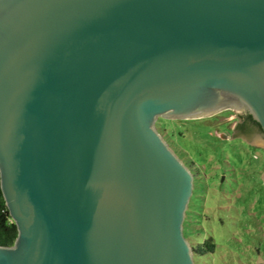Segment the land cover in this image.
<instances>
[{"label": "water", "instance_id": "95a60500", "mask_svg": "<svg viewBox=\"0 0 264 264\" xmlns=\"http://www.w3.org/2000/svg\"><path fill=\"white\" fill-rule=\"evenodd\" d=\"M228 111L264 149V0H0V264H195L156 123Z\"/></svg>", "mask_w": 264, "mask_h": 264}, {"label": "rangeland", "instance_id": "374dc122", "mask_svg": "<svg viewBox=\"0 0 264 264\" xmlns=\"http://www.w3.org/2000/svg\"><path fill=\"white\" fill-rule=\"evenodd\" d=\"M229 114L156 123L178 158L200 171L194 177L187 211L191 224L185 225L184 236L192 246L212 238L216 247L213 253L195 256V264L264 261V151L232 139L225 123Z\"/></svg>", "mask_w": 264, "mask_h": 264}, {"label": "trees", "instance_id": "16d2710c", "mask_svg": "<svg viewBox=\"0 0 264 264\" xmlns=\"http://www.w3.org/2000/svg\"><path fill=\"white\" fill-rule=\"evenodd\" d=\"M163 122H167L165 119H159ZM250 120L254 123L259 125L253 118L250 116ZM164 132H168V129H164ZM188 214V213H187ZM191 222L188 221L186 216V220L184 223V229L186 228L185 225L188 227L190 226ZM18 237V229L17 226L12 219L8 207L6 205V201L4 199L1 187H0V246L11 247L15 244L16 239ZM207 240L203 246L196 245L197 248H193L195 256L199 255L200 257L205 256L206 254L213 253L216 245L214 242ZM194 247V246H193ZM195 258V257H194Z\"/></svg>", "mask_w": 264, "mask_h": 264}, {"label": "flooded vegetation", "instance_id": "af4514ba", "mask_svg": "<svg viewBox=\"0 0 264 264\" xmlns=\"http://www.w3.org/2000/svg\"><path fill=\"white\" fill-rule=\"evenodd\" d=\"M228 112L230 113L229 115L232 117L225 123L228 124L229 126L228 129L231 131L233 139L243 140L249 144L251 143V141H254V139L257 138L259 135L263 134L261 127L257 125L256 123H254L252 120H250V115L248 113H243V115L242 114L239 115L240 113L231 112V111H228ZM215 117H218V115ZM249 145L252 146L251 144ZM253 147H256L257 149H261L264 151V149L260 146H253ZM190 164L192 166L188 168L194 174V177H195V174L199 176L200 171L198 170V172H196L194 168L195 165L193 163H190ZM196 245L192 247L195 249L197 248Z\"/></svg>", "mask_w": 264, "mask_h": 264}]
</instances>
